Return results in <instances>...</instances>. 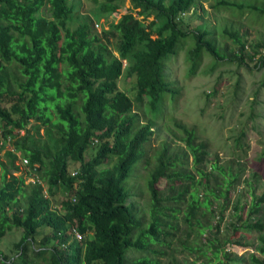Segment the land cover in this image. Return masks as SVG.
<instances>
[{"label": "trees", "instance_id": "obj_1", "mask_svg": "<svg viewBox=\"0 0 264 264\" xmlns=\"http://www.w3.org/2000/svg\"><path fill=\"white\" fill-rule=\"evenodd\" d=\"M71 1L0 0V242L22 232L14 257L0 249V264H264V190L257 180L264 147L261 169L248 176L241 155L212 162L209 142L173 114L180 89L166 69L186 48L190 74L207 55L209 68L230 61L262 71L264 40L250 42V29L243 32L234 19L245 11L264 16V0H214L212 7L232 17L220 32L211 31L202 0H129L128 13L101 32L100 19L127 0H95L91 13L81 12L82 0ZM197 7L201 24L184 31V16ZM123 76L133 79L129 90L119 87ZM191 110L197 125L205 109ZM161 119L180 131L174 137L184 150L170 152L168 139L156 156L147 148ZM245 137L241 131L224 145L246 153ZM26 173L35 183H26ZM239 184L232 215L239 237L231 245L257 251L249 261L227 250V232L221 236ZM140 193L149 195L143 206L135 200ZM181 212L185 227L177 221ZM250 233L257 234L253 242Z\"/></svg>", "mask_w": 264, "mask_h": 264}, {"label": "rangeland", "instance_id": "obj_2", "mask_svg": "<svg viewBox=\"0 0 264 264\" xmlns=\"http://www.w3.org/2000/svg\"><path fill=\"white\" fill-rule=\"evenodd\" d=\"M82 1V13H91L93 9H95V0ZM227 1L257 2L260 0ZM213 2L214 0L201 1L207 12L203 15L209 22L211 31H216V27H218L219 30L217 31L220 32L221 25L223 23H229L232 17L227 8L221 7L215 9L212 7L211 5H213ZM129 7L130 1L127 0L125 5L117 13L109 16L107 19L101 18L99 25L96 27L99 30L98 32H101L102 28L109 29L111 23H118L122 16L128 13ZM202 13L200 7H197V9L193 8L184 16L185 19L181 25L182 29L184 31L187 29L189 32L195 31L196 27L202 22L200 19ZM151 19L152 18L150 17L146 21V24H148ZM234 23L239 24V26L243 25V32L245 27L250 29L251 34L248 37L250 42L264 40L263 15L257 14L254 11H245L240 19H234ZM214 37L218 38L217 43L219 45H223L221 40H223L224 37L221 36L220 33H216ZM188 41L189 39L187 42ZM230 44L233 45L232 41ZM109 48L115 53V47L113 45H109ZM185 49L186 48L178 52V54L169 61L166 67L171 80L175 82L176 87L180 89V95L177 97L176 102L177 111L173 113L175 118L182 120V122L191 127H195L199 137L202 140L209 142V150L211 152L210 159L212 162L218 160L220 165H225L229 161L235 160L238 155H241V158L243 159L240 163L243 164V166H247V176L251 175L255 169L260 170L261 166L259 165L258 157L261 149L264 147V86H262L264 69L258 71L246 67H239L236 62L230 61L219 62L213 68H209L208 64L210 63L211 57L207 55L204 57L199 71L196 74H190V65L185 60ZM132 85L133 79L126 76H123L119 82V87L124 90H129ZM213 90H216L217 93L214 96L207 98V95H210ZM131 93L134 95L135 91ZM193 107H196L197 109H205V118H201L197 125L195 124L197 116L193 115L194 112L192 110L187 112L188 108L192 109ZM221 116H224L225 119H219ZM254 125L258 127L256 130L253 129ZM174 127L172 121H167L166 119L160 120L159 131L156 132L150 143L147 145V148H149L155 156L158 155L162 148V142L165 139H168L171 150L170 152H173V150H177L178 148L180 150L185 149L184 144L177 141L176 137H174V133L180 135V131ZM217 130H219V132H217ZM241 131L246 132V137L243 140V142L246 143V147H244L246 153H243L244 150H241V147L238 145L236 148L224 145L228 139L227 143L233 145L235 137L239 135ZM41 132L43 133V130H41ZM21 134L23 135L24 132ZM216 135L220 138H217ZM189 161L191 164V156L189 157ZM188 168L192 169V166L189 165ZM206 171H210V165ZM142 173L144 175L145 171L142 170ZM194 175L198 178L195 172ZM24 176L27 180V184L35 183L36 180L33 176H27L26 174ZM254 181H256V179H254ZM258 182L260 185L262 184V190H264V176H261L258 179ZM165 185L166 182L162 179L158 184V187L159 189H163ZM203 188L199 190L201 195H204ZM243 188L244 184H239L232 191L230 195V204L225 207V218L221 224V236L225 237L227 232L232 238V242L227 246V250L230 252H233V249L236 246L231 245V243H234L239 237V234H236L233 231L232 215L234 213V203L237 199V193ZM148 198V194L140 193L135 200L138 204L143 206L146 204ZM250 202L251 200L248 198V203ZM217 203L220 204L222 201H218ZM181 207L183 210H186L184 206ZM183 214L184 212L178 214L179 219L177 221L179 222V225L185 227ZM213 231L217 235L218 231L216 227ZM256 235V233H250L249 239H252L253 242ZM21 236L22 232L19 231L8 233L0 242V249L9 257H14L16 255V249H14L15 244L21 239ZM131 253L132 252L129 251L128 255L130 257ZM248 253L258 254L254 249H249L247 253L246 250H241L240 252L236 251L235 254L237 256H244L249 261L250 256ZM185 257L186 256L184 255L180 256V253L178 255L179 261H183ZM189 261H193V257H189ZM166 262H169V258ZM198 264H200V262Z\"/></svg>", "mask_w": 264, "mask_h": 264}, {"label": "clouds", "instance_id": "obj_3", "mask_svg": "<svg viewBox=\"0 0 264 264\" xmlns=\"http://www.w3.org/2000/svg\"><path fill=\"white\" fill-rule=\"evenodd\" d=\"M263 53H261V55H262ZM192 158V157H191ZM20 162V164H22V167L23 168H25V169H27V170H29V171H31V169H30V167H29V160L27 159V158H23V157H20V160H19ZM25 161H27V162H25ZM36 168H37V165H36ZM26 175L28 176V173H26ZM258 180V179H257Z\"/></svg>", "mask_w": 264, "mask_h": 264}, {"label": "crops", "instance_id": "obj_4", "mask_svg": "<svg viewBox=\"0 0 264 264\" xmlns=\"http://www.w3.org/2000/svg\"><path fill=\"white\" fill-rule=\"evenodd\" d=\"M250 240H252V239H250ZM249 249H251V248L250 247L246 248V247L235 246V248L233 249V252L236 253V251L240 252L241 250H246V253H247Z\"/></svg>", "mask_w": 264, "mask_h": 264}, {"label": "built area", "instance_id": "obj_5", "mask_svg": "<svg viewBox=\"0 0 264 264\" xmlns=\"http://www.w3.org/2000/svg\"><path fill=\"white\" fill-rule=\"evenodd\" d=\"M262 53L264 54V50H263V52H262ZM25 162H27V161H25ZM80 236H81V235L79 234V235H78V238H80Z\"/></svg>", "mask_w": 264, "mask_h": 264}]
</instances>
